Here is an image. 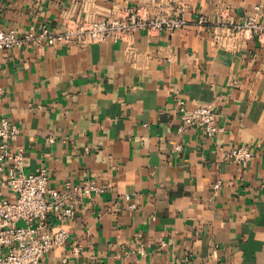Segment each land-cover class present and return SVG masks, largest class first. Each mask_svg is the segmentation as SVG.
<instances>
[{"label":"crops","instance_id":"obj_1","mask_svg":"<svg viewBox=\"0 0 264 264\" xmlns=\"http://www.w3.org/2000/svg\"><path fill=\"white\" fill-rule=\"evenodd\" d=\"M139 5L186 24L0 52V118L20 129L24 171L101 188L51 219L68 235L43 264H264V35L228 29L264 26V0H0V29L61 31ZM179 101L214 108L222 130L178 132ZM237 146L253 153L245 168L227 156Z\"/></svg>","mask_w":264,"mask_h":264},{"label":"built area","instance_id":"obj_2","mask_svg":"<svg viewBox=\"0 0 264 264\" xmlns=\"http://www.w3.org/2000/svg\"><path fill=\"white\" fill-rule=\"evenodd\" d=\"M259 10L260 6H255ZM203 22L202 18L198 19ZM186 21L167 12L153 11L139 5L121 7L119 13L98 19L70 20L61 31H51L46 26L18 32L15 29H0V52L5 49L64 44L86 45L92 42L122 40L137 31L172 34ZM231 33L264 35V26L258 16L248 17L240 24L228 28ZM180 118L178 132L188 128L212 136L221 131L217 113L211 106L198 104L188 110L183 101L175 109ZM20 133L19 127L7 117L0 118V264H43V258L53 248L62 245L68 235L64 227L51 228V219L71 220L76 214L75 196L89 197L101 190L94 179H85L80 184L66 182L62 190L49 187L47 169L40 167L32 172L24 171V149L12 148ZM176 145V151L181 150ZM227 156L245 168L253 158L248 148L237 146ZM219 183H215L217 188ZM8 192L13 197L7 196ZM63 264H71L68 256Z\"/></svg>","mask_w":264,"mask_h":264}]
</instances>
